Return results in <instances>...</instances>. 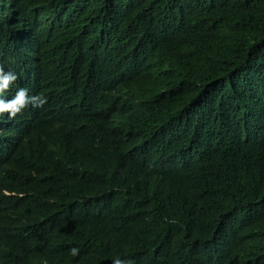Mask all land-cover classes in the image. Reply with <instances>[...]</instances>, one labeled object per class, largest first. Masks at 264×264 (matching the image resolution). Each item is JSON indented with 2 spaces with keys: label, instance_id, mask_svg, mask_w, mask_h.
I'll return each instance as SVG.
<instances>
[{
  "label": "trees",
  "instance_id": "trees-1",
  "mask_svg": "<svg viewBox=\"0 0 264 264\" xmlns=\"http://www.w3.org/2000/svg\"><path fill=\"white\" fill-rule=\"evenodd\" d=\"M0 67V264H264V0H0Z\"/></svg>",
  "mask_w": 264,
  "mask_h": 264
},
{
  "label": "clouds",
  "instance_id": "clouds-1",
  "mask_svg": "<svg viewBox=\"0 0 264 264\" xmlns=\"http://www.w3.org/2000/svg\"><path fill=\"white\" fill-rule=\"evenodd\" d=\"M16 80V74L11 71L5 72L3 67H0V94L7 91ZM46 102V97H43L42 95L29 96L28 89L21 87L18 89L13 98L9 100L0 96V114L8 113L10 117H15L29 104L33 107H42ZM70 251L71 255L76 256L79 250L72 248ZM113 264H131V262L115 258Z\"/></svg>",
  "mask_w": 264,
  "mask_h": 264
}]
</instances>
